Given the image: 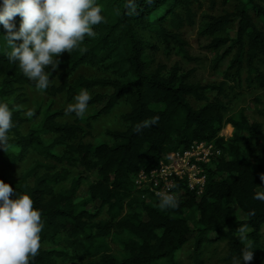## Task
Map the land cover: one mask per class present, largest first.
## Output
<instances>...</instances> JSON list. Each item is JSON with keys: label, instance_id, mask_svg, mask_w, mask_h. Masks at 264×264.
I'll return each mask as SVG.
<instances>
[{"label": "trees", "instance_id": "obj_1", "mask_svg": "<svg viewBox=\"0 0 264 264\" xmlns=\"http://www.w3.org/2000/svg\"><path fill=\"white\" fill-rule=\"evenodd\" d=\"M105 21L94 27V39L84 43L60 60L57 69L58 88L48 87L50 96L65 93L69 101L86 89H110V95L94 97L89 105L103 104L89 119L78 118L74 124H60L63 111H44L36 129L20 133L23 120L17 111L20 92L24 87L36 88L8 59L11 49L2 37L0 26V102L13 110L14 127L9 132L8 144L0 147V165L11 167L36 152L45 160L69 168H81L71 180L68 189L55 191L70 179V171L45 173L37 177L39 168L50 169L36 163L19 182L3 176L0 180L13 188V195H29L34 208L40 210L44 229L41 244L57 245L64 239L66 248L40 250L32 264H59L95 260L96 264H179L177 253L193 238V252L197 256L204 244L226 242L227 257L239 262L242 250L249 248L254 257L249 264H263L264 245L261 229L264 225V135L258 123L250 122L240 111L227 115L229 101L223 86H200L188 83L189 75L177 70L167 76L163 69L152 71L153 55L158 47L140 36L147 34L163 45L166 53L175 47L187 58L186 43L181 30L193 24L192 7L196 0H135V11L126 8L127 0H97ZM259 0L239 2L232 13L209 17L202 34L213 37L237 22L236 39L214 38L210 48L226 46L225 53L215 60L217 66L236 48L224 74L231 82L232 91L242 84L245 71L246 88L264 89V29L254 22L251 12L264 20V8ZM20 18H15L17 28ZM20 41H17V44ZM230 44V45H229ZM102 68L111 78H79L70 83L71 76L81 67ZM56 69V70H57ZM50 71V69H48ZM54 77L53 73L50 79ZM15 97H13L15 94ZM214 93L213 97L209 94ZM201 104L194 108L190 100ZM123 100L129 107L121 116L124 131L107 132L112 144H83L78 139L88 135L90 121L108 115ZM161 106V108H159ZM158 122L137 132V126L150 118ZM225 126L233 135L224 139L219 134ZM46 137H53L46 139ZM210 141L221 150L212 167L204 193L195 198L188 194L176 210L162 211L159 200L143 197L133 183L143 168L154 169L162 156L185 150L195 142ZM62 148L63 154H56ZM94 173L88 187L91 203L105 209L107 220L99 221L98 214L79 210L76 196L85 174ZM27 179H33L29 185ZM236 207L245 217L239 220ZM143 216L146 217L144 220ZM248 229V240L239 238V229ZM213 235V237H211ZM118 238L121 256L112 255L107 238ZM94 261L89 264H93ZM196 262H198L196 260Z\"/></svg>", "mask_w": 264, "mask_h": 264}, {"label": "rangeland", "instance_id": "obj_2", "mask_svg": "<svg viewBox=\"0 0 264 264\" xmlns=\"http://www.w3.org/2000/svg\"><path fill=\"white\" fill-rule=\"evenodd\" d=\"M239 2H246V0H196L193 4V24L191 26L184 25L181 30L182 39L186 43L185 51L187 58L177 53L175 47L172 48L171 52L166 53L162 44H160L156 39H149L147 34L140 33L142 39L151 42L153 45L158 47L157 52L153 55V65L152 71L157 68H162V75L167 76L171 71L177 70L179 75H189L188 83L200 86H223L225 92L228 95L229 106L227 115H233L242 111L250 122L258 123L264 135V89L253 87L252 89L246 88L245 71L242 74V84L239 89L232 91L229 87H233L231 82L226 81L224 74L227 71L230 61L235 54L236 48H232L230 53L225 57V59L215 65V60L217 57L223 55L228 46L214 50L210 48V44L214 38L219 39H236L237 22L234 21L232 25L227 26L225 31L216 34L213 37H208L202 34L204 25L208 22L209 17H220L225 13H232L235 6ZM258 4L264 8V0H259ZM254 22L257 26L263 30L264 20L258 18L254 13L251 12ZM230 45V44H229ZM68 56V53H63L59 57V60H63ZM260 71L264 74L263 67H259ZM62 70L57 69L52 72L54 77L51 79L52 83L49 87L58 88L60 81L58 77L61 75ZM86 79H100V78H111L108 72L102 68H92V67H81L79 68L70 78V83L77 81L79 78ZM1 81V79H0ZM92 99L94 97L102 95H110L112 91L110 89H93L88 91ZM80 93V92H79ZM78 93V94H79ZM77 94V95H78ZM18 95L17 93L13 96ZM214 93L209 94V97H213ZM20 99L23 101L19 103L17 111L20 113L21 119L24 121L20 129V133L25 135L31 129H36L42 120L44 111L50 108L51 111H63L66 110L67 106L75 103V99L69 101L65 93L57 94L55 96H50L45 91L39 89L24 87L20 92ZM191 105L194 108H199L201 104L195 103L192 99L190 100ZM104 104V103H103ZM103 104H92L89 105V110L85 117L81 119H89L95 115L103 106ZM161 108V106H159ZM128 105L121 100L116 107L106 116H100L96 120L90 121V129H88V135L78 139V141L83 144L100 145L103 143L112 144L111 138L107 136V132H121L126 129V124L121 120V116L128 113ZM78 118L72 115H64L60 117L57 121L60 124H74ZM230 126H225L220 132L225 138H230L233 135V129ZM53 137H46V139H51ZM56 154L62 155L63 149L57 148ZM36 163L43 165L44 167L52 168L45 169L39 168L37 170V177L42 176L45 173H55L61 168H66L70 171V179L63 184H60L55 188V191L68 189L71 180L77 176L78 173L82 172L81 168H69L65 165L56 164L52 160H45L36 152H31L25 161L20 164L12 165L11 167H4L0 165V172L3 176L11 181L19 182L25 175V173L30 170ZM84 181L78 190L76 196V204L79 210H86L91 214H98L97 219L99 221L107 220V214L105 209H100L97 203H91L88 196V187L94 181L95 174L89 173L84 175ZM29 185H32L33 179H27ZM236 216L239 220L245 219L244 215L234 207ZM144 220L146 217L143 216ZM249 232L245 229V233ZM262 243L264 245V225L261 229ZM213 237V235H211ZM64 239L61 238L57 245L53 244H42L40 250H60L66 248L68 253H71L63 243ZM107 244L110 248L112 255L121 256L122 247L118 238L109 236L107 238ZM193 238L190 237L187 244L177 253V260L179 264H224L227 257V246L226 242H211L204 244L199 254L196 256L193 252L194 249ZM196 260L198 262H196ZM96 264L95 260L84 259L83 261L66 262L59 264H89L90 262ZM160 264H165L162 261ZM230 264H238L237 260H232ZM264 264V260H263Z\"/></svg>", "mask_w": 264, "mask_h": 264}, {"label": "clouds", "instance_id": "obj_3", "mask_svg": "<svg viewBox=\"0 0 264 264\" xmlns=\"http://www.w3.org/2000/svg\"><path fill=\"white\" fill-rule=\"evenodd\" d=\"M126 8L134 13L135 0H127ZM102 11L97 0H0V26L6 33L2 37L11 49L9 61L17 65L29 81L35 82L37 89L46 90L52 83V72L60 63L57 57L79 48L86 37H96L94 27L105 21ZM17 16L20 18L18 28ZM74 99L75 103L67 106L65 115L85 117L91 94L82 89ZM12 115L9 105L0 102V147L3 148L14 127ZM157 122L158 117L142 121L136 130L139 132ZM262 177L264 175L261 180ZM12 195L13 188L0 180V264H32L42 247L41 212L34 208L29 195L10 199ZM157 196V206L162 211L176 210L180 206L178 195L171 190L158 192ZM239 233L241 240H248L244 228H240ZM253 257L254 251L249 245L240 253L238 264H249Z\"/></svg>", "mask_w": 264, "mask_h": 264}, {"label": "built area", "instance_id": "obj_4", "mask_svg": "<svg viewBox=\"0 0 264 264\" xmlns=\"http://www.w3.org/2000/svg\"><path fill=\"white\" fill-rule=\"evenodd\" d=\"M220 137H223L221 133ZM224 139H227L223 137ZM221 155L213 142H195L189 148L162 156L154 169L143 167L135 176V188L143 197L159 200L158 192L173 191L182 202L188 194L199 198L209 179L208 169Z\"/></svg>", "mask_w": 264, "mask_h": 264}, {"label": "bare ground", "instance_id": "obj_5", "mask_svg": "<svg viewBox=\"0 0 264 264\" xmlns=\"http://www.w3.org/2000/svg\"><path fill=\"white\" fill-rule=\"evenodd\" d=\"M230 129V127H228Z\"/></svg>", "mask_w": 264, "mask_h": 264}]
</instances>
